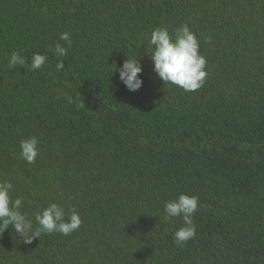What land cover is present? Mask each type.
<instances>
[{"label": "trees", "instance_id": "16d2710c", "mask_svg": "<svg viewBox=\"0 0 264 264\" xmlns=\"http://www.w3.org/2000/svg\"><path fill=\"white\" fill-rule=\"evenodd\" d=\"M183 24L207 59L193 92L149 53L153 29ZM13 51L47 60L9 68ZM128 56L137 91L119 77ZM31 136L33 164L19 154ZM0 179L33 220L52 202L82 218L31 244L10 226L0 264H264V0H0ZM181 193L199 198L184 246L182 218H164Z\"/></svg>", "mask_w": 264, "mask_h": 264}, {"label": "clouds", "instance_id": "9594fccd", "mask_svg": "<svg viewBox=\"0 0 264 264\" xmlns=\"http://www.w3.org/2000/svg\"><path fill=\"white\" fill-rule=\"evenodd\" d=\"M209 39L210 38H206ZM60 41H65L68 47L56 42L50 50L57 57H65L71 47L72 40L69 32L60 34ZM149 43L153 46L151 59L154 71L165 84H173L186 92L198 90L205 82L206 57L200 52V40L188 26L183 24L171 32L167 27H157L150 34ZM47 60V54L33 53L31 62L20 52L13 51L8 60L9 68L24 67L26 71L41 69ZM63 60L56 64L57 71L63 69ZM117 69V65L114 71ZM143 68L137 57L125 60L119 68L120 80L130 91H137L143 85L140 73ZM38 138L35 136L23 138L19 141L20 158L33 164L39 155ZM13 183L7 179H0V235L10 226L25 244H31L42 234L54 232L70 235L78 230L82 224L80 214L73 210L70 215L58 203L52 202L42 211L35 214L34 220L21 209L23 198L12 199ZM199 209V198L195 195L181 193L177 198L168 200L164 205L165 220L180 217L183 226L174 232V241L178 246H184L196 235L194 215Z\"/></svg>", "mask_w": 264, "mask_h": 264}]
</instances>
